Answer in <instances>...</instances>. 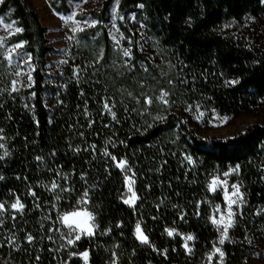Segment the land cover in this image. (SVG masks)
Here are the masks:
<instances>
[{"label": "trees", "instance_id": "obj_1", "mask_svg": "<svg viewBox=\"0 0 264 264\" xmlns=\"http://www.w3.org/2000/svg\"><path fill=\"white\" fill-rule=\"evenodd\" d=\"M69 1L50 4L66 12ZM114 2L88 13L98 24L79 32L59 85L46 82L53 48L31 0L0 4V14L11 11L23 28L9 42L25 41L20 51L35 67L33 86L13 92L0 47V264H82L70 253L85 249L91 264H205L219 237L212 208L222 202L210 180L237 164L246 202L222 247L223 264H246L264 236V122L205 139L185 112L264 109V35L250 41L231 27L247 18L264 23V3L119 0L118 26L133 39L126 60L103 24ZM140 23L150 54L139 48ZM234 78L237 84H225ZM125 175L139 197L131 206ZM17 197L23 209L11 207ZM80 206L95 213V230L69 245L75 233L62 215ZM137 222L149 243L138 239ZM166 228L176 231L169 236ZM187 234L191 252L183 247Z\"/></svg>", "mask_w": 264, "mask_h": 264}, {"label": "rangeland", "instance_id": "obj_2", "mask_svg": "<svg viewBox=\"0 0 264 264\" xmlns=\"http://www.w3.org/2000/svg\"><path fill=\"white\" fill-rule=\"evenodd\" d=\"M104 0H71L69 1V10L66 12H59L56 9H54L51 4L50 0H31L32 5L34 9L38 12L40 19L42 23L47 26V33L46 36L49 39V43L52 46L53 50L48 53L47 59V76H46V82L51 85H59L61 81L65 77V69L69 65L71 58H72V51L76 43H78V34L81 32V30H78L77 32L73 33L71 31L72 27L75 26L73 21H79L80 22V29L84 30L85 28L94 27L96 25H91L92 20H96L91 18L88 13L90 11L99 10L101 8V5ZM119 0H115L112 9H111V16L108 21L103 22V24L107 27L109 31V35L112 40V46L113 49L121 54V56L124 59H130L132 58V42L133 39L130 36H127L124 34L119 26L117 21V7H118ZM1 4V3H0ZM74 14V15H73ZM73 15V21H68L65 23L64 17ZM136 14H132V20H136ZM0 19L4 21L3 24H0V37H3V40L0 41V46L2 48V55L3 60L6 63V72L7 75L12 80V86L13 81H19V83L16 84V88L18 89H30L32 86L29 87H22L21 85L27 82V73L26 71L22 73L19 77L15 75V73L20 69L24 68V65H19L15 59L13 62L9 63L4 56V53L11 50V46L15 45L18 42L10 43L9 40L12 35L10 33L15 32V28L19 27L17 23L12 24V27H7L8 24H11L13 21L16 22V20L11 18V11L7 12L6 14H0ZM97 21V20H96ZM88 22V23H85ZM235 33H244L246 34V37L252 41L256 37H260L264 35V23L260 22V25L258 24V21L254 20L253 18H247L242 23H234L231 25ZM20 42V41H19ZM119 42V43H117ZM138 42H139V48L142 52H145L147 54L149 53L148 45L150 43V38L147 36L145 27L142 23H140L138 28ZM24 46V45H23ZM127 48L130 50L131 55L125 56L124 55V49ZM19 49L18 51H20ZM28 53V52H23ZM33 64V62H32ZM34 65V64H33ZM33 75V73H32ZM34 81V79H33ZM162 98V97H161ZM197 106V105H196ZM196 106H190L186 112H185V118L187 119L188 123L192 128L195 129V131L202 137V138H228L231 136H234L238 133H240L246 126L253 124L255 122H264V109L262 108H256L252 111L242 114L239 116H233L229 114H223L215 110L216 117L213 118V114L211 110H207L203 107H199V110H197ZM203 112L204 115L197 119L200 112ZM225 117L227 119H225ZM230 168V167H229ZM228 168V169H229ZM235 169V166L231 167ZM226 170L216 172L213 177H219L220 180H226L228 187L227 191L229 192V195L231 197L232 193V184H238L240 187V192L243 193L242 201L243 203L232 205V209L234 212V222L237 214L242 210L243 206L245 205L246 199L245 194L242 188V185L239 180V170L233 171L229 173L228 177H224L223 173ZM131 176V175H128ZM213 177L210 180V184L213 181ZM133 179V178H132ZM134 188V184H133ZM127 190V187H126ZM135 190V188H134ZM212 193H221L222 195V202L217 203L212 208V214H211V220L212 218L219 220L221 216L227 215L228 212V204L227 200L225 199L223 192L225 190L224 185H217L215 189H210ZM130 196V193L127 192L126 199ZM134 205V204H133ZM217 205H219V209H217ZM90 211L85 206H80L77 209H74L70 212L75 211ZM75 219H83L82 217H76ZM63 222V219H62ZM64 223V222H63ZM89 223H92L89 221ZM95 223V220H94ZM214 224V223H213ZM234 224V223H233ZM232 226L228 229V238H229V232L231 230ZM64 225H66L64 223ZM215 227L218 230L219 237L217 239V242L213 248V250L206 256L205 264H223L224 257L221 258L219 253L215 252V247H218L222 250V247L224 243L227 241V239L224 241L223 244L219 242L221 231L224 228V225H216ZM67 226V225H66ZM68 227V226H67ZM73 228H75V225H73ZM95 230V227L93 229V232ZM79 231V230H77ZM80 236L87 235L83 232H79ZM76 235V233H75ZM257 250L251 253V255L247 258L246 264H264V236L260 237L258 239H255ZM193 240L187 241V244L189 246L188 249H186L188 252H191L192 250V243ZM190 249V250H189ZM211 257V259H210ZM82 258V257H81ZM82 264H85L84 259L82 258ZM87 264L90 263V259L88 260Z\"/></svg>", "mask_w": 264, "mask_h": 264}, {"label": "snow or ice", "instance_id": "obj_3", "mask_svg": "<svg viewBox=\"0 0 264 264\" xmlns=\"http://www.w3.org/2000/svg\"><path fill=\"white\" fill-rule=\"evenodd\" d=\"M3 2H4V0H0V3H3ZM261 2L264 3V0H261ZM141 7H143V5H141ZM73 15H69V16L64 17L65 23H67L68 21H73ZM3 23H4V21L2 19H0V24H3ZM15 23L16 22L13 21L11 24H8L7 27L11 28L12 24H15ZM73 23L75 24V26L72 27V29H71V31L73 33L77 32L78 30L82 31V29H80V27H79V25H80L79 21H73ZM85 23H88V22H85ZM90 23H91V25H96L98 23V21L92 20ZM189 23H190V21H189ZM22 31H23V28L16 27L15 28V32L14 33H10V35L11 34L20 33ZM2 40H3V37H0V41H2ZM25 43H26L25 41H20V42L16 43L15 45H12L11 46V50L5 52L4 56H5V59L9 63L13 62V60L15 59V61L19 65H24L25 66L24 68H20L15 73V75L17 77H19L22 73H24L26 71V73H27V82L22 84L21 86L30 88L32 86V84L34 83L32 73H33V71H35V67L32 64V56H31L30 53L26 54V53H23L22 51H18L19 49L23 48V45ZM117 43H119V42H117ZM0 46H2V45H0ZM123 51H124V55L125 56L131 55V52H130L129 49L125 48ZM238 79L239 78L225 80V84H231V85L237 84L238 83ZM17 83H19V81H16V80L13 81V86H12V91L13 92L19 91V89L16 88V84ZM33 95H35V94L33 93ZM148 103H151L150 99H148ZM165 103H167V101H165ZM105 107H107V105H105ZM196 107H197V110H199L200 106L197 105ZM211 112L213 114V118H215L216 117L215 109H212ZM112 115L115 118V113H113ZM203 115H204V113L201 111L199 113V116L197 117V119H199ZM157 119H162V117H157ZM225 119H227V118L225 117ZM148 127H151V125H148ZM0 147H3V145H0ZM54 154L55 153L53 152V155ZM105 154L106 155H111L110 153L107 152V150H105ZM4 155L7 156L8 153L5 152ZM37 159H41V158L37 157ZM112 159L116 160L117 158L115 156H112ZM187 159L191 162L192 157L188 156ZM126 165H128L127 159L126 158H120V160L118 162V166L121 167V169H124ZM239 168H240V165H238V164L235 166V169L230 167L227 171H225L223 173V176L224 177H228L229 173H231L233 171H238ZM130 170H131V167L129 166L128 167V171H130ZM133 175H135V173H133ZM0 179H3V177L0 176ZM124 180H125V184H126V187H127V192L130 193V196L127 199H124L123 197H121V198L124 199V203H126V204L131 206V205L136 203L137 199H139L136 191L133 188V184L135 183V181L132 179L131 176H128V175H125ZM217 185H224L225 190L223 192V195H224L225 199L227 200V204H228V212H227L226 217L225 216H221V218L219 220H216V219L212 218V222L214 224H216V225H224V228L221 231V236H220V240H219V242L221 244H223L224 241L228 238V229L234 223V219H233L234 218V212H233V209H232V205L243 203V201L241 199L242 196H243V193L240 192L239 185L234 183V184L231 185L232 193H231V197H230L229 192L227 191V187H228L227 181L226 180H220L219 177H213V181L209 185V188L214 190ZM52 186L56 187L57 185L55 183H53ZM33 195H34V193H33ZM85 196H87V190H85ZM4 207H5V205L3 203H0V209H3ZM11 207L13 209H23L24 205L20 202L19 197H17L16 201L11 204ZM216 207H217V209H219L220 206L217 205ZM197 215H199L198 212H197ZM76 217H82L83 219H75ZM183 218L184 217L182 215L181 219H183ZM62 219H63V222L70 229V235L72 233H76L75 240H73L72 238L68 239V244L69 245L73 244L75 241H79L80 240L81 236H80L79 232H83V233H85L87 235H92L93 234V229L95 227V223H94L95 213L94 212L87 211V210H85V211H75V212H65L62 215ZM153 219H155V218H153ZM89 221H91L92 223H89ZM73 225H75V228H73ZM77 230H79V231H77ZM165 231L167 232V234L169 236H172L173 233L176 230L172 229V228H166ZM136 235H137L138 239L142 243H149L150 242L149 241V237L147 235H145L144 232L141 230V225H140L139 222H137V224H136ZM27 239L29 241H31L33 239V237L31 235H29L27 237ZM184 239H185V243H184L183 247H185V249H188L189 246L187 244V241L193 240L194 236L192 234H187L184 237ZM153 247H155V246H153ZM166 252H167V249L163 250L162 254H166ZM215 252L219 253L220 257L223 258L224 253L221 251L220 248L215 247ZM70 255H72V256H77L78 255V256L82 257L84 259V261H85V264H87V262L89 260V251L87 249H85L82 252H72V253H70ZM210 259H211V257H210Z\"/></svg>", "mask_w": 264, "mask_h": 264}]
</instances>
